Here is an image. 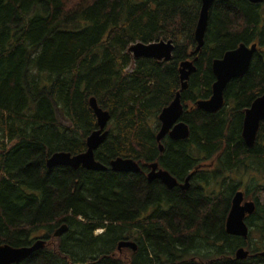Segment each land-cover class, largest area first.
Segmentation results:
<instances>
[{"label": "trees", "instance_id": "16d2710c", "mask_svg": "<svg viewBox=\"0 0 264 264\" xmlns=\"http://www.w3.org/2000/svg\"><path fill=\"white\" fill-rule=\"evenodd\" d=\"M200 7V0H0V245L45 240L16 264H264V121L253 147L241 137L245 109L264 94V0L214 1L195 52ZM168 40V62L127 52L136 42ZM253 43L248 71L227 84L221 109H197L211 96L213 60ZM195 58L180 92L188 137L165 136L160 151L158 116L180 90L179 64ZM90 98L110 116L94 152L107 169L48 168L54 153L86 151L98 128ZM118 157L140 172L111 171ZM154 162L178 184L191 176L188 189L148 182ZM238 190L255 203L245 240L225 231ZM63 224L67 231L54 238ZM121 242L135 250H118ZM240 247L244 260L235 258Z\"/></svg>", "mask_w": 264, "mask_h": 264}, {"label": "water", "instance_id": "95a60500", "mask_svg": "<svg viewBox=\"0 0 264 264\" xmlns=\"http://www.w3.org/2000/svg\"><path fill=\"white\" fill-rule=\"evenodd\" d=\"M201 7L199 17L194 32V38L197 43L195 52H199L203 46L204 33L208 23V13L216 0H200ZM227 1V0H222ZM252 4H259L262 0H246ZM257 45L240 44L235 49L229 50L224 55L213 60L211 71L215 78L211 86V96L206 100H199L195 103V107L206 113H216L223 106V93L227 84L236 78H240L246 74L251 64ZM174 46L171 40L152 42L149 44L137 42L128 47L127 52L133 59H153L156 61L168 62L172 58ZM196 58L192 61H183L178 66V74L180 81V90L175 94L172 102L163 108L158 116L160 127L156 135L159 150L162 151L161 140L168 136L171 140H183L188 137V126L180 120L183 112V106L180 101V92L186 90L187 81L191 74L196 70ZM89 105L94 112L98 128L91 132L86 138V151L77 155H71L67 152H57L52 154L46 161L48 168L66 166L73 169L78 167L84 168L92 172H103L106 166L97 162L94 158V152L105 141L108 130L107 126L110 120L109 113L98 107L94 98L89 99ZM264 121V94L258 96L250 106L244 111V119L242 124L241 137L244 144L253 147L259 130L260 123ZM150 171L146 177L148 182L154 180L160 181L167 189H173L177 185L181 190H187L189 187V179L186 177L183 183L178 184L167 171L158 168L156 162L149 165ZM110 170L117 173H139L140 167L138 163L131 159L116 158L110 162ZM244 192L236 191L232 198L230 209L225 222V231L231 236L243 238L248 237V227L245 218L251 215L255 210V203L252 200H244ZM67 231V226L63 224L53 234L54 238H59ZM45 240L37 239L35 242L26 247L13 248L8 245H0V264H16L24 261L32 253L43 249ZM122 248H132L135 246L130 242H121L118 250ZM249 253L243 247L235 251L237 260H244ZM264 257V252L260 253Z\"/></svg>", "mask_w": 264, "mask_h": 264}, {"label": "rangeland", "instance_id": "374dc122", "mask_svg": "<svg viewBox=\"0 0 264 264\" xmlns=\"http://www.w3.org/2000/svg\"><path fill=\"white\" fill-rule=\"evenodd\" d=\"M55 113H56V118H57V121L61 124V125H63V126H68L69 125V121L66 119V118H64L63 116H62V114L60 113V111H59V109H55ZM244 200H249L247 197H245V199ZM97 234H99L100 233V231L98 232H96Z\"/></svg>", "mask_w": 264, "mask_h": 264}, {"label": "bare ground", "instance_id": "6f19581e", "mask_svg": "<svg viewBox=\"0 0 264 264\" xmlns=\"http://www.w3.org/2000/svg\"><path fill=\"white\" fill-rule=\"evenodd\" d=\"M137 43V42H136ZM180 82V81H179ZM184 112V111H183ZM158 144V143H157Z\"/></svg>", "mask_w": 264, "mask_h": 264}]
</instances>
